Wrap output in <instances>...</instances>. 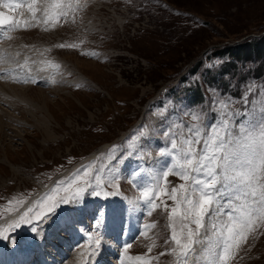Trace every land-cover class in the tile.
I'll return each instance as SVG.
<instances>
[{
  "label": "rangeland",
  "instance_id": "obj_1",
  "mask_svg": "<svg viewBox=\"0 0 264 264\" xmlns=\"http://www.w3.org/2000/svg\"><path fill=\"white\" fill-rule=\"evenodd\" d=\"M0 14V264H184L162 201L183 205L163 196L148 215L141 192L190 185L193 128L237 133L264 113V0H0ZM98 181L42 224L31 212L37 232L9 228ZM236 195L205 216L187 264H213L243 223ZM251 223L229 264H264V209Z\"/></svg>",
  "mask_w": 264,
  "mask_h": 264
},
{
  "label": "snow or ice",
  "instance_id": "obj_2",
  "mask_svg": "<svg viewBox=\"0 0 264 264\" xmlns=\"http://www.w3.org/2000/svg\"><path fill=\"white\" fill-rule=\"evenodd\" d=\"M61 14L66 15V13ZM8 20L9 18L6 17L0 20V24L8 23ZM208 128L209 131L204 133L203 137L199 128H193L191 136L182 141V145L187 147L179 149L183 164L179 165L178 174L184 180L190 181L187 188L181 184L179 195L176 187H173L170 192L149 188L141 192V197L148 206V215H151L152 211L158 207L155 203L156 198L168 196L169 199L177 201L178 205H183V211L179 206L171 207L169 210L166 201H162L165 211H169V220L172 221L170 240L180 250V257L184 264H187L188 254L192 251L193 244L199 242L193 238L198 236L200 230L205 227V216L212 212L218 213V209L214 206L220 205L221 197H229L226 205H220V207L228 208H232L233 193L237 194V199L243 198L245 203L235 210L240 212L243 209L242 218L244 219L241 225L233 224L227 227V238L220 246V252L213 264H229L234 258V249H238L247 241L245 230H252L251 217L256 215L258 209H264V113H261L259 117L242 121L237 133H233L227 120H221L219 125L213 122ZM198 145L199 148H197ZM171 149H177L175 140L171 141ZM257 159L260 161L259 168L255 163ZM174 170L169 169V171ZM169 171L163 172L164 178L168 176ZM84 175L88 176L89 173L85 171ZM159 182L158 179L157 187ZM100 187L99 181L95 185L88 183L87 188L78 187L70 196L60 197L47 206L46 211L29 209L19 217V221L9 225V228H18L21 223L34 225V219L29 215L31 212H35V220L42 224L55 215L62 204L76 205L86 193L99 196L100 191L96 189ZM89 189H92L91 192ZM249 208L253 211L249 212ZM191 225H195V228ZM212 227L215 228L216 225ZM31 231L37 232V227L34 225ZM11 242L14 244L15 240ZM172 251L175 252L176 249Z\"/></svg>",
  "mask_w": 264,
  "mask_h": 264
},
{
  "label": "bare ground",
  "instance_id": "obj_3",
  "mask_svg": "<svg viewBox=\"0 0 264 264\" xmlns=\"http://www.w3.org/2000/svg\"><path fill=\"white\" fill-rule=\"evenodd\" d=\"M0 87H2V88H5L6 87V85H3V83H0ZM13 89V88H12ZM25 97V96H24ZM0 127H1V117H0ZM133 220V219H132ZM111 221H115V219L114 218H112V220ZM137 222V221H136ZM132 223V222H131ZM137 226L135 225V224H132V227H131V231H132V233H134V230H135V228H136ZM131 233V234H132ZM63 236V235H62ZM110 244H112L111 245V248L110 249H112L113 248V242H110ZM113 250V249H112ZM111 250V251H112ZM6 257L7 258H9V256L6 254ZM24 257H26L25 255H24ZM28 257V256H27ZM29 258V257H28ZM108 260V259H107ZM2 261H3V263L2 264H11L12 262H13V259H10L9 258V262L5 259V258H3L2 259ZM104 261H106L105 259L104 260H102V262H99V264H104L103 262ZM1 262V261H0ZM14 264V263H13Z\"/></svg>",
  "mask_w": 264,
  "mask_h": 264
}]
</instances>
